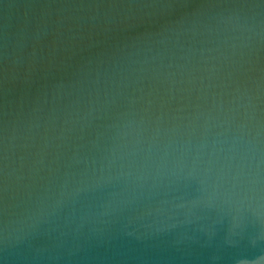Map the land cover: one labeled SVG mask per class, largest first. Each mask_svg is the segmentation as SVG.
<instances>
[{
	"label": "water",
	"instance_id": "obj_1",
	"mask_svg": "<svg viewBox=\"0 0 264 264\" xmlns=\"http://www.w3.org/2000/svg\"><path fill=\"white\" fill-rule=\"evenodd\" d=\"M0 264H264V0H0Z\"/></svg>",
	"mask_w": 264,
	"mask_h": 264
}]
</instances>
